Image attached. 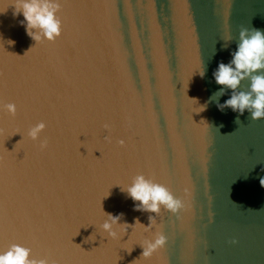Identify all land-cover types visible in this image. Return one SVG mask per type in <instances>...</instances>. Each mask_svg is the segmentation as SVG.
Masks as SVG:
<instances>
[{"label":"water","instance_id":"obj_1","mask_svg":"<svg viewBox=\"0 0 264 264\" xmlns=\"http://www.w3.org/2000/svg\"><path fill=\"white\" fill-rule=\"evenodd\" d=\"M53 2L61 34L31 29L37 41L18 0H0V252L19 244L49 264H264V118L221 110L233 90L214 77L242 30L264 31V0ZM137 175L184 207L138 210L126 190ZM107 214L119 239L102 227ZM158 234L166 244L143 257Z\"/></svg>","mask_w":264,"mask_h":264},{"label":"clouds","instance_id":"obj_2","mask_svg":"<svg viewBox=\"0 0 264 264\" xmlns=\"http://www.w3.org/2000/svg\"><path fill=\"white\" fill-rule=\"evenodd\" d=\"M59 8L60 4L53 0H18L16 14H23L27 24L26 31L35 40L40 41L41 36L33 33L31 29H39L47 40L52 41L61 34V21L56 15ZM10 43L15 42L10 41ZM261 70H264V31L253 30L249 34L247 29L242 30L240 43L232 54V60L228 64L220 63L214 73L217 84L233 90V95L220 106L221 110L223 107H230L241 115L245 111L250 112L253 120L264 118V74H255ZM245 78L251 80L250 90L236 92ZM5 107L10 113L15 114V104H7ZM45 127V123L40 122L29 130L28 135L36 140ZM120 143L123 144V141ZM41 147H46V142L42 143ZM260 183L264 187V178ZM126 190L134 201H139L138 210L159 213L163 206L165 210L175 214L184 207V202L174 196L166 186L147 180L143 175H137ZM107 215L110 222L106 221L102 227L109 237L119 239L117 233L112 230V226L118 222L119 217ZM154 222L153 219L152 223ZM166 242L167 238L163 234H158L144 248L142 256L151 257ZM31 253V248L13 244L7 251L0 252V264H49L46 258H30Z\"/></svg>","mask_w":264,"mask_h":264}]
</instances>
